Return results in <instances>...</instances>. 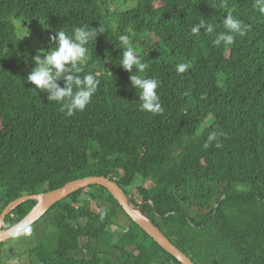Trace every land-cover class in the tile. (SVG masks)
<instances>
[{"label": "trees", "instance_id": "trees-1", "mask_svg": "<svg viewBox=\"0 0 264 264\" xmlns=\"http://www.w3.org/2000/svg\"><path fill=\"white\" fill-rule=\"evenodd\" d=\"M116 1L0 0V214L22 196L88 176L132 196L126 189L139 176L142 202L133 203L195 264H264V16L255 0H135L133 9L113 10ZM229 9L250 26L231 46L214 47L203 29L191 34L200 19L223 31ZM15 21L43 30L44 46L28 51ZM85 24L104 28L80 73L100 85L86 110L69 117L26 77L33 58L55 46L51 35ZM129 28L150 64L146 75L160 82L162 114L140 111L132 73L118 66V36ZM179 63L190 67L178 73ZM212 130L225 133L223 148H203ZM37 204L14 208L4 229ZM31 227L29 264H182L100 185L56 203Z\"/></svg>", "mask_w": 264, "mask_h": 264}, {"label": "clouds", "instance_id": "clouds-1", "mask_svg": "<svg viewBox=\"0 0 264 264\" xmlns=\"http://www.w3.org/2000/svg\"><path fill=\"white\" fill-rule=\"evenodd\" d=\"M253 7L264 16V0H255ZM222 26L223 31L214 33L213 25L207 19H200L190 27V31L192 35H199L202 29L205 30V34H212V45L220 47L222 44L231 46L236 36L244 37L250 30V26L234 16L231 9L226 13V18H222ZM127 32L129 34L118 36V48L123 49L118 66L132 73L130 83L139 96L140 111L162 114L164 109L157 91L160 82L157 78L146 75L150 64L134 49L131 42L132 30L129 28ZM103 33L102 26L97 28L87 24L72 27L70 33L63 28L56 31L49 37L55 46L46 54L33 58L35 67L27 75L26 82L34 85L36 90L47 93L48 102L61 104V111H66L69 117L85 111L98 90L100 80L96 75L80 73H84L83 65L91 59L88 45L96 42ZM189 67L188 63H179L176 71L185 73ZM69 72L71 74H66ZM60 79L65 81L64 87L57 83ZM224 135L223 131L208 132L203 148H223L220 138ZM105 215L106 211L100 210V218L103 219ZM24 231L27 233L30 230L25 228Z\"/></svg>", "mask_w": 264, "mask_h": 264}, {"label": "water", "instance_id": "water-1", "mask_svg": "<svg viewBox=\"0 0 264 264\" xmlns=\"http://www.w3.org/2000/svg\"><path fill=\"white\" fill-rule=\"evenodd\" d=\"M91 185H100L105 187L113 197L118 201L126 214L138 224L155 242H157L165 251L174 256L182 264H195L192 259L183 253L171 240L155 226L151 221L141 214V208L136 206L131 196L116 181L105 176H88L82 179L71 181L63 187L49 191L43 195H25L11 202L0 214V244L17 236L30 228L39 221L56 203L69 197L73 193L80 191ZM37 200V206L32 212L19 224L10 229H4L5 220L9 213L23 202Z\"/></svg>", "mask_w": 264, "mask_h": 264}, {"label": "rangeland", "instance_id": "rangeland-1", "mask_svg": "<svg viewBox=\"0 0 264 264\" xmlns=\"http://www.w3.org/2000/svg\"><path fill=\"white\" fill-rule=\"evenodd\" d=\"M135 5H136L135 0L134 1L117 0L113 4L112 9L114 10L115 8H119L121 10H126V9L129 10V9H133ZM15 24L17 27V33L25 43L26 49L28 51H31L36 47L44 46L45 36L43 30L39 28H35L34 30L29 31L27 28H24L21 21H15ZM154 43L155 41L153 39H150L149 44L152 45ZM142 185L143 183L141 177L136 176L133 185L126 189L128 192H130V194H132V196L135 197L138 203H141L142 199L139 196L137 189ZM123 222L126 223V219H124ZM28 229L30 230L29 232L26 233L25 231H23L17 236L3 243L4 245L2 247L1 257L3 258L5 264H29V259L26 253L30 249L35 247L36 237H35L34 229L32 227ZM117 229H118L117 226L109 227V231L113 234Z\"/></svg>", "mask_w": 264, "mask_h": 264}]
</instances>
